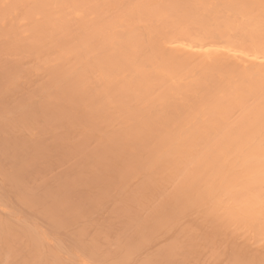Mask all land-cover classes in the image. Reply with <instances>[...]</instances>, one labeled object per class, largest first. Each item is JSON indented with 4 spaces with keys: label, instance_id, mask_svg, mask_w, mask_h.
Wrapping results in <instances>:
<instances>
[{
    "label": "bare ground",
    "instance_id": "1",
    "mask_svg": "<svg viewBox=\"0 0 264 264\" xmlns=\"http://www.w3.org/2000/svg\"><path fill=\"white\" fill-rule=\"evenodd\" d=\"M0 264H264V0H0Z\"/></svg>",
    "mask_w": 264,
    "mask_h": 264
}]
</instances>
